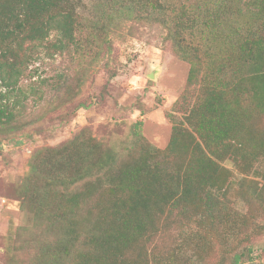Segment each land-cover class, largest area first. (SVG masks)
<instances>
[{
  "label": "rangeland",
  "instance_id": "374dc122",
  "mask_svg": "<svg viewBox=\"0 0 264 264\" xmlns=\"http://www.w3.org/2000/svg\"><path fill=\"white\" fill-rule=\"evenodd\" d=\"M83 1L87 6L83 16L103 12L105 0ZM215 1L168 0L167 4L200 12L212 8ZM137 15L136 10L124 11L115 18V27L112 25L115 33L96 34V40L90 42L82 40L84 51L80 53L60 55L51 50L41 54L25 68L19 91L11 92L15 118L0 124V264H42L46 246L68 244L67 223L48 233L43 227L35 229L56 213L52 210L61 191L86 194L88 184L96 182L99 192L95 202L104 206L112 202L107 192V168L97 166L87 172L81 163H75L78 157L60 173L44 166L34 176V160L40 151L92 138L117 157L118 164H133L142 154L138 135L146 145L161 151L169 146L175 125L196 136L186 116L210 95L217 78L239 81L242 72L237 66L234 35L260 28L248 16L232 15L215 39L212 35L188 36L187 49L191 45L200 49L202 61L198 83L190 85L192 66L175 53L168 31L154 24L149 15L145 14L143 21L137 20ZM252 71L245 67L244 73L250 77ZM222 97L234 108L244 109L252 122L247 124L250 134L240 139L241 149L254 159L252 167L243 162L238 165L230 157L216 159L222 167L217 176L219 187L209 190L220 203V219L211 220L200 202L206 192H200L198 204H183L153 217L149 235L118 251L122 264H234L236 254H243V264H264V155L259 142L264 112L255 92H224ZM29 176L34 178L31 183ZM29 196L37 207H44L46 214L40 220L22 208ZM81 203L80 216L86 213L85 208H92L87 196ZM103 210L99 208L98 214ZM77 223L76 248L86 254L96 252L84 240L91 223L84 217Z\"/></svg>",
  "mask_w": 264,
  "mask_h": 264
},
{
  "label": "trees",
  "instance_id": "16d2710c",
  "mask_svg": "<svg viewBox=\"0 0 264 264\" xmlns=\"http://www.w3.org/2000/svg\"><path fill=\"white\" fill-rule=\"evenodd\" d=\"M167 1L105 0L103 12L92 14L91 18L83 16L87 8L83 0H0V92H6L0 94V124L10 123L15 118L11 92L19 91L25 68L32 61L51 50L60 55L84 51L82 40L90 42L96 40V34L109 36L115 33V18L126 10H136L135 18L141 21L147 14L154 24L168 31L175 53L192 66L190 85L198 83L202 61L200 49L192 45L187 49L191 42L188 36L212 35L215 39L232 15L248 16L253 24L260 25L253 33L250 29L247 34L237 31L234 35L239 52L237 66L239 73L242 72L239 81L217 78L212 92H208L210 95L201 99L203 103L196 104L186 116V122L196 136L188 128L175 125L169 146L161 151L146 145L137 134L142 154L137 161L133 160V164H118L120 160L92 138L76 139L37 154L34 176L44 166L60 173L78 157L80 159L75 163H81L87 172L97 166L107 168L110 170L105 177L107 192L112 201L107 206L95 202L99 192L96 182L88 184L86 194L61 191L52 210L56 213L49 215L43 224L35 225V229L43 227L48 233L67 223L68 244L46 246L47 252L40 259L42 264H122L118 251L133 247L139 239L149 235L153 217L163 215L168 209H179L183 204H198L200 192H206L200 202L205 204L211 220L220 219V203L209 190L219 187L217 176L222 167L217 161L230 157L238 165L243 162L249 169L253 165L254 159L247 157L249 154L241 149L240 141L250 134L247 124L252 122L248 121L244 109L234 108L222 95L224 92H255L261 112H264V0H216L212 8H203L200 12L186 6L173 9ZM245 67L253 70L250 77L248 72L244 73ZM220 73L224 76L223 70ZM65 84L68 89L69 85ZM259 142L264 155V133ZM33 180L29 176V183ZM101 186L105 187V183ZM84 196L92 208H85L86 213L80 216ZM22 208L37 220L46 214L44 207H37L30 196ZM99 208L105 210L98 214ZM79 217L86 218L92 225L84 238L96 250L92 254H86L74 244L79 235ZM21 230L28 231L27 228ZM233 257L234 264H243V254Z\"/></svg>",
  "mask_w": 264,
  "mask_h": 264
}]
</instances>
